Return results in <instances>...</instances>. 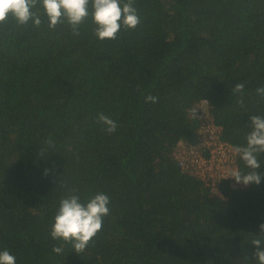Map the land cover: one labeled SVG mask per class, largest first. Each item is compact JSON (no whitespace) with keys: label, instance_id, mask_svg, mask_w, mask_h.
I'll use <instances>...</instances> for the list:
<instances>
[{"label":"trees","instance_id":"obj_1","mask_svg":"<svg viewBox=\"0 0 264 264\" xmlns=\"http://www.w3.org/2000/svg\"><path fill=\"white\" fill-rule=\"evenodd\" d=\"M134 6L140 23L111 41L93 36L90 19L79 37L66 23L49 29L43 15L40 27L0 24V250L16 264H256L264 153L259 185L232 178L212 190L173 152L198 142L201 109L197 120L188 110L200 100L232 146L246 144L250 116L264 117V0ZM98 113L117 123L114 133ZM97 193L109 214L76 254L50 236L59 201Z\"/></svg>","mask_w":264,"mask_h":264},{"label":"clouds","instance_id":"obj_2","mask_svg":"<svg viewBox=\"0 0 264 264\" xmlns=\"http://www.w3.org/2000/svg\"><path fill=\"white\" fill-rule=\"evenodd\" d=\"M135 0H0V24L12 18L18 26H25L31 21L34 27H40L41 15L47 18L48 28L54 29L66 23L73 36L79 37L81 26L90 19L93 25V36L98 41L116 40L121 28L134 29L140 23ZM36 9V11H34ZM244 84L238 83L232 89L233 94H240L238 101L243 104ZM258 95L264 96V87L256 89ZM158 98L149 94L146 103H156ZM200 104L208 110V101L200 100ZM199 108H190L191 118L197 120ZM201 111V110H200ZM96 123L106 133H114L117 123L109 116L98 113ZM251 131L246 135L245 145L229 146L231 153L239 157L250 169L246 174L238 168L229 170L230 177L237 184L248 186L259 185L261 174L258 154L264 153V117L253 115L248 118ZM46 143L51 147V139ZM43 151V149L41 150ZM70 191L74 192L75 189ZM109 197L103 193L90 196L81 202L79 195H68L59 201L54 216L50 236L53 240L70 243L73 252H84L93 238L102 230L103 218L109 214ZM261 235L255 236L251 244L255 248L253 259L256 264H264V223L259 225ZM52 252L60 254L62 248L54 246ZM0 264H16V257L7 249L0 250Z\"/></svg>","mask_w":264,"mask_h":264},{"label":"built area","instance_id":"obj_3","mask_svg":"<svg viewBox=\"0 0 264 264\" xmlns=\"http://www.w3.org/2000/svg\"><path fill=\"white\" fill-rule=\"evenodd\" d=\"M199 119L198 142L195 145L179 143L173 154L182 171L215 190L220 181L232 179L226 177L230 169L237 168V156L230 151L232 145L220 138L221 128L213 122L207 109L201 111Z\"/></svg>","mask_w":264,"mask_h":264},{"label":"rangeland","instance_id":"obj_4","mask_svg":"<svg viewBox=\"0 0 264 264\" xmlns=\"http://www.w3.org/2000/svg\"><path fill=\"white\" fill-rule=\"evenodd\" d=\"M201 109L202 112L206 111V108L202 105L201 107H198Z\"/></svg>","mask_w":264,"mask_h":264}]
</instances>
